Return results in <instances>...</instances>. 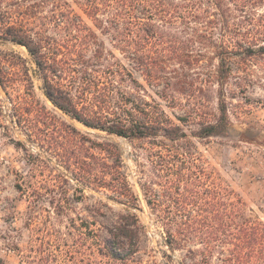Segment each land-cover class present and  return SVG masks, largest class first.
Here are the masks:
<instances>
[{
    "label": "trees",
    "instance_id": "1",
    "mask_svg": "<svg viewBox=\"0 0 264 264\" xmlns=\"http://www.w3.org/2000/svg\"><path fill=\"white\" fill-rule=\"evenodd\" d=\"M76 2L93 25L69 0H2L0 40L26 47L45 96L64 113L89 128L146 141L148 145L140 147L150 174L139 184L153 210L165 205L158 216L170 243L179 248L183 242L197 241V252L210 264L214 259L216 264H264V222L250 216L242 198L206 158L200 160L184 127L197 125L192 135L198 139L227 136L225 95L236 59L264 54L263 40L249 35L251 29L232 17L233 5L242 9L250 0ZM100 35L109 38L112 48ZM16 58L23 62L15 64L24 76L19 86L26 87L31 102H38L26 60L18 54ZM195 65L215 68L209 80L215 79L221 88L218 111L205 116L200 104L176 115L175 122L157 98L168 107L180 105L176 93L186 94V81L177 68ZM6 80L0 74L1 86L15 89L16 82ZM90 141L89 155L78 156L77 179L111 190L119 202L135 204L138 196L123 170L118 145ZM142 228L136 214L120 215L109 236L93 238L94 262L101 263L100 255L114 262L131 258Z\"/></svg>",
    "mask_w": 264,
    "mask_h": 264
},
{
    "label": "rangeland",
    "instance_id": "2",
    "mask_svg": "<svg viewBox=\"0 0 264 264\" xmlns=\"http://www.w3.org/2000/svg\"><path fill=\"white\" fill-rule=\"evenodd\" d=\"M69 1L93 25L77 0ZM232 17L244 22L245 29H251L249 35L264 43V0H250L242 9L233 5ZM100 38L112 48L107 36ZM114 51L122 58L120 51ZM15 53L26 60L38 102H31L26 87L19 86L24 76L15 64L23 62ZM0 68L6 81L17 84L8 91L0 84V264H96L91 255L93 238L96 234L102 240L109 236L120 215L127 212L136 214L143 224L137 252L122 262L100 255L98 264H210L197 252V241L183 242L179 248L170 243L158 216L165 205L156 210L148 205L139 184V179L150 174L146 152L140 147L147 146L146 141L89 128L56 107L45 96L38 68L26 47L0 40ZM177 69V75L186 81V94L176 93L182 103L168 107V102L157 98L170 117L179 122L176 115L200 104L205 116L215 114L221 89L215 79L209 80L215 68ZM136 75L146 84L138 72ZM228 81L227 136L198 139L192 135L197 125L184 127L200 160L206 158L242 198L250 216L264 222V54L237 57ZM90 140L118 145L123 170L138 196L135 204L119 202L111 190L77 179L78 156L89 155ZM172 192L177 195L176 189ZM216 263L214 259L211 264Z\"/></svg>",
    "mask_w": 264,
    "mask_h": 264
}]
</instances>
